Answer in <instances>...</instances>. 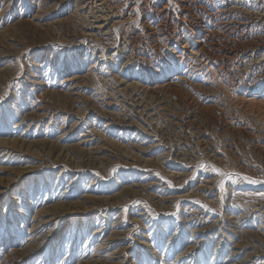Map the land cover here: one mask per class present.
I'll return each instance as SVG.
<instances>
[{
  "label": "rangeland",
  "instance_id": "1",
  "mask_svg": "<svg viewBox=\"0 0 264 264\" xmlns=\"http://www.w3.org/2000/svg\"><path fill=\"white\" fill-rule=\"evenodd\" d=\"M97 6L0 0V264H264L259 2Z\"/></svg>",
  "mask_w": 264,
  "mask_h": 264
},
{
  "label": "bare ground",
  "instance_id": "2",
  "mask_svg": "<svg viewBox=\"0 0 264 264\" xmlns=\"http://www.w3.org/2000/svg\"><path fill=\"white\" fill-rule=\"evenodd\" d=\"M86 1L88 3H93V4L97 3L98 4L97 7H99V5L101 6V4L103 3L104 0H86ZM257 1L260 4L259 9L256 12L252 11V14L254 12V15L256 14L258 19L264 21V0H257ZM236 2H238V1H236ZM166 8L167 7H165L163 9V11H165ZM100 16H101V14H100ZM255 18H256V16H255ZM100 20L101 19L98 18L97 21H100ZM201 42H202L201 39H197L196 41L195 40L193 41L192 39H190V34H187L185 37H182V39L176 40L175 42L171 43V46H172V50H173V53L175 54L176 59H178L180 62H182V64H183V62H189L192 59H196L197 60V66L196 67H198L199 70L204 71L205 74L208 76H210V75L214 76V75H216L217 72H216V69H215L213 63L211 62V60L208 57L203 56L200 48H198L194 45L196 43H201ZM262 93L263 92L260 90H253V91L246 93V94H249L248 96L246 95L244 97H239V98L236 97V101H237L238 105H240L242 108H254L259 103H262V102H260V99L263 98V96H264V94H262Z\"/></svg>",
  "mask_w": 264,
  "mask_h": 264
},
{
  "label": "snow or ice",
  "instance_id": "3",
  "mask_svg": "<svg viewBox=\"0 0 264 264\" xmlns=\"http://www.w3.org/2000/svg\"><path fill=\"white\" fill-rule=\"evenodd\" d=\"M202 167H203V165H202ZM213 171H215L217 174H219L221 176L227 175L229 177V179H231V174L223 173L220 169L215 168V166H213ZM243 180L248 182V183H251V184H262V183H264V180H258V179H254V178L248 177V176H243ZM221 187H223V182H221Z\"/></svg>",
  "mask_w": 264,
  "mask_h": 264
}]
</instances>
